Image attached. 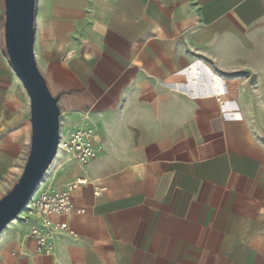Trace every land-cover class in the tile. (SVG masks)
I'll list each match as a JSON object with an SVG mask.
<instances>
[{
	"label": "crops",
	"instance_id": "0c3cea01",
	"mask_svg": "<svg viewBox=\"0 0 264 264\" xmlns=\"http://www.w3.org/2000/svg\"><path fill=\"white\" fill-rule=\"evenodd\" d=\"M3 28L0 0V198L31 136ZM33 52L99 152L42 185L85 181L54 254L21 223L0 264H264V0H36Z\"/></svg>",
	"mask_w": 264,
	"mask_h": 264
},
{
	"label": "water",
	"instance_id": "95a60500",
	"mask_svg": "<svg viewBox=\"0 0 264 264\" xmlns=\"http://www.w3.org/2000/svg\"><path fill=\"white\" fill-rule=\"evenodd\" d=\"M35 1L4 0L3 43L9 64L29 100L31 136L20 177L0 198V234L25 211L58 151L59 98L49 92L33 52Z\"/></svg>",
	"mask_w": 264,
	"mask_h": 264
},
{
	"label": "built area",
	"instance_id": "2783aa9c",
	"mask_svg": "<svg viewBox=\"0 0 264 264\" xmlns=\"http://www.w3.org/2000/svg\"><path fill=\"white\" fill-rule=\"evenodd\" d=\"M94 132L89 127H80L67 137L59 134L58 150L72 161L85 166L93 161L98 150L93 145ZM85 181L77 179L67 184L63 189L39 188L29 200L20 222L28 226L25 241L32 245L36 256H52L54 254V237L68 233L66 223L61 219L70 214L81 215L83 210H75L71 194ZM100 189H95L98 196ZM24 245V243H23ZM19 253L24 254V248Z\"/></svg>",
	"mask_w": 264,
	"mask_h": 264
},
{
	"label": "rangeland",
	"instance_id": "374dc122",
	"mask_svg": "<svg viewBox=\"0 0 264 264\" xmlns=\"http://www.w3.org/2000/svg\"><path fill=\"white\" fill-rule=\"evenodd\" d=\"M29 147H30V138H29ZM28 153H29V148H28ZM56 155L57 156L54 158L53 162L51 163V165L47 169V171H46V173L44 175V178H43L42 182L39 185V188H43L42 187L43 183H45L46 181L50 180L54 176L58 166L60 165L61 160H62V152H61V154H59V156H58V153ZM27 157H28V155H27ZM26 160L23 159L22 162L19 164L18 169L16 171H14L12 179H11V184H10L11 188L17 182V180L19 179L20 174H21V172L23 170V167L25 165ZM6 193H4V195ZM3 196H1V198ZM23 215H24V212H21L18 215V217L15 220H13L11 223H9L6 226V228L2 231V233L0 234V249H3L4 247H6L8 244H10L12 242V240L14 238H16V236H18V234L20 233V228H21V222H20L19 219H20V217H23Z\"/></svg>",
	"mask_w": 264,
	"mask_h": 264
},
{
	"label": "bare ground",
	"instance_id": "6f19581e",
	"mask_svg": "<svg viewBox=\"0 0 264 264\" xmlns=\"http://www.w3.org/2000/svg\"><path fill=\"white\" fill-rule=\"evenodd\" d=\"M57 153H58V156H59V154H61V151H60V150H58V151H57ZM56 156H57V155H56Z\"/></svg>",
	"mask_w": 264,
	"mask_h": 264
}]
</instances>
